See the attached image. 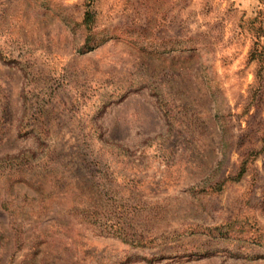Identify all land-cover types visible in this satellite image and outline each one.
Listing matches in <instances>:
<instances>
[{"label":"rangeland","instance_id":"obj_1","mask_svg":"<svg viewBox=\"0 0 264 264\" xmlns=\"http://www.w3.org/2000/svg\"><path fill=\"white\" fill-rule=\"evenodd\" d=\"M263 136L264 0H0V173L68 176H0V264H264ZM109 185L141 242L67 212Z\"/></svg>","mask_w":264,"mask_h":264},{"label":"trees","instance_id":"obj_2","mask_svg":"<svg viewBox=\"0 0 264 264\" xmlns=\"http://www.w3.org/2000/svg\"><path fill=\"white\" fill-rule=\"evenodd\" d=\"M93 21V17L91 14V11H87L84 17L83 22L87 24V41L91 40L92 37V26L91 22ZM263 149H264V136H263ZM262 149V150H263ZM252 154H257L254 151H251L240 163L239 170L237 172V175L235 176L236 180L240 179L243 174L247 171V163L249 161L250 156ZM34 155L33 151L31 149L18 152L16 154H11L9 156L0 157V170L9 168L8 164L11 162L17 161L18 164L23 165L25 164L24 161L27 160L30 156ZM253 157H255L253 155ZM3 160H8L6 163L3 162ZM17 164V165H18ZM98 164V163H97ZM25 166L21 167H15L13 169L12 173L7 174L8 172L0 173L1 178L4 176H8V180L12 182V184H15L16 182L22 181L23 183H28L34 186L38 191V198L37 202L40 204L41 209L37 210L38 214H45L44 212L49 211L50 209H47L45 205V201L47 200V192L45 189V184L47 180V176L53 175L55 183H60L63 181L64 183H67L68 176L65 175L63 172L66 171L65 167L63 170L62 165H53L52 163H45V164H39L37 168L32 173V177L28 180V173L25 169H23ZM54 174H50V172H53ZM60 173V176L58 175ZM114 174V172L106 173L104 169L100 171L99 183L97 186L102 187L105 189L108 185L104 184L103 180H111L109 178V175ZM232 178V177H231ZM234 178V177H233ZM232 178V179H233ZM66 179V180H65ZM65 180V181H64ZM52 181V182H53ZM227 180L224 179L220 182H218V188H222V185ZM102 189L101 191L96 189L92 191V197L95 199V201L102 200L104 203H98L97 205L92 207H82L78 208L73 206V208H70L67 212H72L74 215L83 221H89L92 223V225L95 227L96 231H98L99 234H105V235H115L118 234V236L126 239V240H132V241H139L141 242L142 238H144L142 235H138L137 233H132V230L135 227L134 220L136 219V214L138 209H148V212L157 214L158 212L154 211L155 207L150 205L147 206V208L139 207L140 204L136 200V197L138 194H134L132 196L134 199V204L132 205L129 203V199L120 196L118 191L115 190L114 185H109L108 189L104 191ZM68 191V189H67ZM7 203V202H6ZM9 203V202H8ZM139 204V206L137 205ZM131 207V208H130ZM216 228H220L217 226ZM15 230V237L16 240H21L23 231L22 228L19 226H14ZM131 234H133L131 237Z\"/></svg>","mask_w":264,"mask_h":264}]
</instances>
